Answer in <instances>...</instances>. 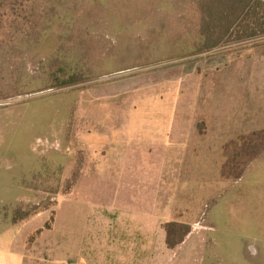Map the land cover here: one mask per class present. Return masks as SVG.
<instances>
[{"label":"rangeland","instance_id":"rangeland-1","mask_svg":"<svg viewBox=\"0 0 264 264\" xmlns=\"http://www.w3.org/2000/svg\"><path fill=\"white\" fill-rule=\"evenodd\" d=\"M37 2L36 30L12 15L6 35L0 32L8 44L0 52V182L6 185L0 213L46 207L49 222L58 202L70 194L82 201L108 200L103 195L123 183L106 176L102 159L132 152L111 149L114 143L168 142L166 166L174 170V179L166 174L162 189L168 187L166 195L172 185L167 197L175 207L172 221L189 225L197 240L166 252L197 256L205 214L191 225L189 208L182 205L188 204L187 194L194 209L207 213L202 185L207 174L198 165L201 147L217 144L219 151L211 152L231 153L223 158V171L231 172L230 158L239 149L233 141L220 145L221 138L242 133L200 134L216 126L241 130L264 121V37L194 51L201 31L199 0H57L49 13L47 1ZM71 74L78 81L61 87ZM251 89L254 97L247 93ZM252 98L253 112L247 102ZM30 143L33 156L48 163L39 173L44 182L13 179L20 168L15 164L31 159ZM61 160L68 163L63 181L57 168ZM17 184L39 186L41 196L22 194L18 206L11 199ZM132 184L125 182V189ZM224 239L229 244L207 246L206 264H249L242 260L241 247Z\"/></svg>","mask_w":264,"mask_h":264},{"label":"crops","instance_id":"crops-1","mask_svg":"<svg viewBox=\"0 0 264 264\" xmlns=\"http://www.w3.org/2000/svg\"><path fill=\"white\" fill-rule=\"evenodd\" d=\"M250 54H246L248 61L251 59ZM247 82V86L255 85V81ZM248 92L254 97V89ZM247 102L253 112L254 98ZM247 115L249 116V113ZM250 117L255 116L253 114ZM260 123L256 127L253 124L250 127L246 125L241 130L232 126H216L210 131L206 129L204 134L202 132L200 135L206 137L209 132L219 135H248L264 130V121ZM239 136H230L228 139L223 137L220 145L235 142ZM262 146L264 147V144H257L255 152V144H247L245 164L237 176L233 175L234 169L231 172L223 171V158H229L231 153L211 152V149L220 148L217 144L210 146L205 143L201 147L198 165L200 173L201 170H206L207 174L205 176L204 173L202 183L205 196L203 205H207V213H203L205 210L200 207L194 209L187 194L184 199L188 204L182 205L189 208L187 213L192 221L191 225L196 219L202 220L201 217L205 214L203 229L198 232V257L190 253L179 256L166 252L173 249L166 245L163 225L176 220L173 201L169 202L167 198L169 193H172V185L166 195L165 190L167 192L168 187L162 189L166 174H169L170 181L174 179L171 178L174 170L168 171L166 166L170 164L171 157V154L166 152L170 148L169 143L126 145L119 142L110 148L121 149L125 153L127 150L132 152L127 153L125 157L120 154L118 157L110 155L102 159L103 164L108 165L106 176H112L111 181L123 183V186H118L116 190L110 189L109 195H103L108 200L82 201L72 194L62 197L54 210V220L49 228L46 227V207L34 213L18 211L15 207L7 216L0 213V264H206L207 246L229 244L224 238H230L231 245L241 247L243 261L249 264H264V151L258 152L262 150ZM27 148L31 159L26 163L21 161L15 164L20 165V168L13 179L17 182H44L45 178L41 179L39 173L41 169H46L48 163L46 160H39L37 155L33 156L36 151L32 143ZM234 154V157L232 154L230 158L233 166L237 165L238 153ZM66 165L68 166V163L62 160L57 165L60 169V181L66 178L62 170ZM129 176L130 179H127ZM2 182L0 192L6 186ZM125 182H132V187L125 189ZM13 188L14 186L11 187V199L13 198V203L17 202L18 206L23 204L21 198L23 199L24 195L41 196L39 186L17 184L14 190ZM124 190L126 193H123ZM126 198H133V203L124 202ZM207 229L209 231H206ZM192 234L190 231L184 238L182 244L185 247L197 240ZM248 247H251V250ZM237 260L238 258L234 259Z\"/></svg>","mask_w":264,"mask_h":264},{"label":"trees","instance_id":"trees-1","mask_svg":"<svg viewBox=\"0 0 264 264\" xmlns=\"http://www.w3.org/2000/svg\"><path fill=\"white\" fill-rule=\"evenodd\" d=\"M37 1L0 0V32H4V35H6L8 20L12 15L16 16L17 19L29 21L36 30L39 26L37 20L40 17L37 12ZM45 1H47V13H49V10L54 8V3L57 0ZM199 8L201 12L199 21L201 31L198 32L199 42L196 41L194 45L192 44V48L196 52L209 51L221 45L238 44L264 37L263 0H199ZM45 17L48 16L45 15ZM2 33H0V52L4 51L8 45L6 43L7 39L1 36ZM74 81H78L77 74H71L67 77L61 87L73 85L75 84ZM235 144L239 146V153L236 155L237 165L233 166V175L237 176L245 164V160L241 162V159L246 157L247 144H255V152H257V144H264V130L248 135H240ZM53 219L52 214L50 221L46 223L47 228L50 227ZM163 227L166 232V245L170 249L181 244L191 230L189 225L177 221L165 223Z\"/></svg>","mask_w":264,"mask_h":264}]
</instances>
